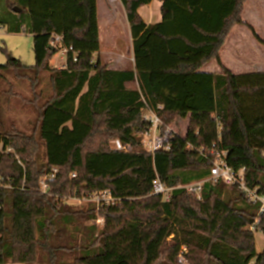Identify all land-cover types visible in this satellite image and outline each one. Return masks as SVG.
Masks as SVG:
<instances>
[{"label":"trees","instance_id":"obj_1","mask_svg":"<svg viewBox=\"0 0 264 264\" xmlns=\"http://www.w3.org/2000/svg\"><path fill=\"white\" fill-rule=\"evenodd\" d=\"M152 1L121 0L134 69L113 70L100 56L97 0H0V29L31 35L36 61L10 58L0 79L28 82L37 111L30 132L0 120V177L12 185L0 188V264H182L180 256L264 264L252 229L259 205L237 185L207 181L225 153L264 196V73L235 75L219 56L233 26L244 24L246 0H159L162 22L147 25L138 10ZM63 48H71L66 65L52 67ZM214 59L222 74L200 71ZM147 107L165 126L189 119L168 151L148 153L137 134L148 129ZM52 168L56 179L42 193ZM157 180L171 189L168 201L154 194ZM199 181L201 200L180 188ZM104 191L118 202L66 201ZM97 215L99 235L89 224Z\"/></svg>","mask_w":264,"mask_h":264},{"label":"crops","instance_id":"obj_2","mask_svg":"<svg viewBox=\"0 0 264 264\" xmlns=\"http://www.w3.org/2000/svg\"><path fill=\"white\" fill-rule=\"evenodd\" d=\"M101 1L106 10L105 19L108 29L106 38H109L107 46L116 49L117 52L114 60L106 63L103 61V64L113 70L134 69L133 38L124 6L121 0H97L99 29ZM162 5V1L153 0L150 4L140 7L138 13L147 25L157 24L163 19ZM241 19L244 24L233 26L219 53L221 63L235 75L264 73V58L261 57L258 60L249 55L255 50L257 53L264 54V0H246ZM254 32L263 43L257 40ZM100 49V55H102L103 48ZM53 67L62 68L57 65ZM200 71L212 74L223 73L222 67L215 59L205 64Z\"/></svg>","mask_w":264,"mask_h":264},{"label":"rangeland","instance_id":"obj_3","mask_svg":"<svg viewBox=\"0 0 264 264\" xmlns=\"http://www.w3.org/2000/svg\"><path fill=\"white\" fill-rule=\"evenodd\" d=\"M105 7L103 2H100L99 22H100V42L103 48L101 59L104 63L116 58V49L108 47L106 34L108 33L107 21L105 19ZM128 51V48H127ZM129 53V52H127ZM254 59L264 58V54L257 53L256 50L249 54ZM10 58L19 59L24 66H34L35 55L33 52V37L29 34H11L5 28L0 29V65L6 64ZM51 66L57 65L64 67L66 59L61 53L55 55L51 61ZM40 88H48V75H44ZM33 98L32 87L28 82L17 79L13 74L9 73L5 80L0 79V120L7 127L14 125L17 130L30 132L37 117V111L31 104ZM5 127V128H7ZM170 130L176 134L186 136L189 119H174L169 125ZM138 135L140 132L137 133ZM113 148H122L116 141H111ZM2 143L0 142V150ZM72 203H79L76 200H71ZM91 224V223H89ZM104 230L96 228V235H99ZM257 250L264 252V234L260 231L255 232ZM186 251V249H184ZM182 264H188L187 260L180 256Z\"/></svg>","mask_w":264,"mask_h":264},{"label":"built area","instance_id":"obj_4","mask_svg":"<svg viewBox=\"0 0 264 264\" xmlns=\"http://www.w3.org/2000/svg\"><path fill=\"white\" fill-rule=\"evenodd\" d=\"M56 40L60 41V38H57ZM69 50H71V48H63L60 53L66 58ZM143 120L149 124L148 129L139 134L143 138L145 150L150 154H155L159 150L168 151L170 149V140L176 133L166 127L158 114L148 107L143 110ZM57 173V168H52L41 178L39 188L42 193L48 192L49 185L55 181ZM71 176L75 177L76 175L72 174ZM207 181L213 183L223 181L227 185H237L239 189L245 193L250 203L258 204L260 217L255 220L252 229L259 230L261 234H264V196L260 195L257 189H251L247 186L244 179V169L235 172L227 165L225 161V153H217ZM9 182L10 181H6L0 177V188H12V185ZM204 183L205 181L193 182L185 186H180V188L185 189L188 193L195 195L198 200H201ZM170 193L171 189L166 188L159 180L154 182V194L160 195L164 201L170 199ZM73 199L80 204L83 202H93L96 203L98 207L111 206L118 202L110 191L90 194L84 196L82 199L69 198L66 201H71ZM91 225L96 226L97 229H101L104 227L105 221L102 217L97 215V217L91 221Z\"/></svg>","mask_w":264,"mask_h":264},{"label":"water","instance_id":"obj_5","mask_svg":"<svg viewBox=\"0 0 264 264\" xmlns=\"http://www.w3.org/2000/svg\"><path fill=\"white\" fill-rule=\"evenodd\" d=\"M15 11H20V10L15 8Z\"/></svg>","mask_w":264,"mask_h":264}]
</instances>
